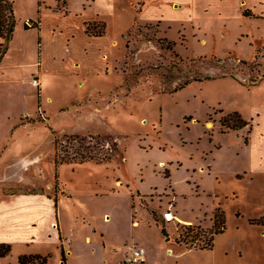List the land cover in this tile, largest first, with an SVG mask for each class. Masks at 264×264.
Listing matches in <instances>:
<instances>
[{
	"label": "rangeland",
	"instance_id": "1",
	"mask_svg": "<svg viewBox=\"0 0 264 264\" xmlns=\"http://www.w3.org/2000/svg\"><path fill=\"white\" fill-rule=\"evenodd\" d=\"M135 8L137 22L84 83L83 64L72 61L46 72L40 90L27 73L0 86V193L63 197L73 254L53 247L47 264H59L58 252L66 264H122L138 241L166 248L149 209L170 236L193 224L186 239L200 243L216 206L223 203L231 235L236 212L255 206L245 180L264 177V0H135ZM29 54L9 52L6 62H32ZM232 112L249 125H223ZM186 180L192 192L180 197ZM239 236L242 261L263 264L264 229L242 227ZM105 239L118 249H104Z\"/></svg>",
	"mask_w": 264,
	"mask_h": 264
},
{
	"label": "crops",
	"instance_id": "2",
	"mask_svg": "<svg viewBox=\"0 0 264 264\" xmlns=\"http://www.w3.org/2000/svg\"><path fill=\"white\" fill-rule=\"evenodd\" d=\"M13 2L17 20L13 36L7 43L0 36V44L8 46L4 53L0 49V86L3 84L14 85L21 74L27 73L30 84H34L33 77L39 79L40 87L38 86V88L40 90L46 72L51 70L65 72L67 71L66 66L71 65L72 61L83 64V70L79 72V75L81 82L84 83L87 76L96 69L103 71L105 52H110L113 43L120 42L123 35L138 20L135 0H113L110 6L97 4L98 0H13ZM87 22H106V32L103 35L88 34L86 31ZM100 40L102 41L100 42ZM12 51H16L20 55L30 53L33 60L29 63L13 62L9 64L6 62V57ZM262 135L264 138V130ZM248 151L244 155L245 158L251 154L250 150ZM187 182L188 180H186L183 190H178L180 197L186 195L184 191L192 192L191 185ZM245 182H247L245 185L253 187L250 194L253 196L252 200L255 206L251 212L241 209L243 215H238L236 212V217L239 220V224L236 225V234H230L227 218L226 231L216 234L214 247L211 249L188 248L177 243L178 232L170 236V240H167L163 235L166 240V248L158 244L149 243L147 245L144 241H138V246L143 247L147 254V259L142 264H250L241 259L244 254V250H242L244 246L239 242L241 239L239 235L242 232V227L264 229V223L250 224L247 221L250 218L248 216L264 217V177L257 180L247 179ZM164 184L165 181L160 184L161 186L156 182L153 183L149 187V192L153 188L164 187ZM142 191L148 194V190L142 189ZM62 198L57 199L45 193H24L15 190L5 192L2 190L0 193V242L11 243L12 250L8 255L0 256V264H22L19 260V256L22 254L49 256L53 247L59 249L62 245L65 247L66 258L73 254L59 207ZM150 210L148 211L149 225L155 224L158 227L160 225L162 230V225L156 221ZM212 215L213 212L211 217ZM100 220L110 227V222L106 221L104 216L100 215ZM141 220H143V216ZM211 225L212 220L210 227ZM220 241H223L225 246L221 250H217V244ZM108 246L117 250L119 245L112 239H105L104 249ZM126 248V255H128L130 246L127 245ZM236 251H239L240 257L233 261L230 259V255L232 253L237 256ZM125 256H122L121 261ZM57 257L59 264H66L61 259L59 252ZM104 264H108L107 260Z\"/></svg>",
	"mask_w": 264,
	"mask_h": 264
},
{
	"label": "trees",
	"instance_id": "3",
	"mask_svg": "<svg viewBox=\"0 0 264 264\" xmlns=\"http://www.w3.org/2000/svg\"><path fill=\"white\" fill-rule=\"evenodd\" d=\"M249 10L244 11L245 16H251L252 13H248ZM16 18L14 13V2L13 0H0V36L6 41V43L12 38L15 26H16ZM99 22H87L86 23V31L90 35H103L105 33L106 24L102 22L103 30H96ZM28 26V25H27ZM164 40L168 41L167 48L173 49L175 45L174 40H169L167 37L163 38ZM1 52L4 53L7 50V45L1 43L0 44ZM227 119L236 120L237 122L233 124H227ZM221 123L226 127H229L234 130H238L244 128L249 125V121L244 119L240 113L232 112L227 115L226 119H221ZM74 157H63L62 159H56L57 162H65L70 161V159H75ZM78 158V157H77ZM168 176V175H167ZM24 193H43L39 191H26ZM154 218L157 222H162V219L159 218L157 211L150 210ZM262 223H264V217L262 218ZM212 225L207 230L204 231L205 239L202 242H194L193 240L186 239V233L188 229H191L193 224H186L182 226L183 228L180 229L181 231L176 237V241L179 244H183L188 248H196V249H211L214 247L215 236L216 234L223 233L227 229V214L225 209L222 207L221 204L215 207L213 211V215L211 217ZM162 233L166 237L167 240H170V233L167 229L166 224L162 222ZM12 250V244L9 242H0V256L8 255ZM65 253V249H63ZM48 255H41V254H22L19 256V260L22 264H47L48 262Z\"/></svg>",
	"mask_w": 264,
	"mask_h": 264
},
{
	"label": "built area",
	"instance_id": "4",
	"mask_svg": "<svg viewBox=\"0 0 264 264\" xmlns=\"http://www.w3.org/2000/svg\"><path fill=\"white\" fill-rule=\"evenodd\" d=\"M33 82L36 85L40 84V81L37 77L33 79ZM147 254L143 247H133L131 253L127 255V258L122 262V264H142L146 261Z\"/></svg>",
	"mask_w": 264,
	"mask_h": 264
},
{
	"label": "bare ground",
	"instance_id": "5",
	"mask_svg": "<svg viewBox=\"0 0 264 264\" xmlns=\"http://www.w3.org/2000/svg\"><path fill=\"white\" fill-rule=\"evenodd\" d=\"M169 216V219H173V216H172V214L170 213V214H168ZM106 220L108 221L109 220V218H106Z\"/></svg>",
	"mask_w": 264,
	"mask_h": 264
}]
</instances>
